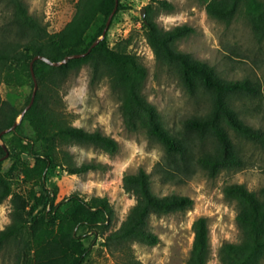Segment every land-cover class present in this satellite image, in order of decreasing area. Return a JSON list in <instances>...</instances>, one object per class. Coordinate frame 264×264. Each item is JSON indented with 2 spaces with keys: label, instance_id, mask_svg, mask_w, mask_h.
Returning <instances> with one entry per match:
<instances>
[{
  "label": "trees",
  "instance_id": "obj_1",
  "mask_svg": "<svg viewBox=\"0 0 264 264\" xmlns=\"http://www.w3.org/2000/svg\"><path fill=\"white\" fill-rule=\"evenodd\" d=\"M7 1L13 11L0 38V83L29 84L32 90L20 107L0 97V132L12 127L31 101L34 81L30 62L33 57L41 54L52 61H60L70 54L86 52L102 36L116 4V0H77L71 20L60 31L50 32L30 13L23 0ZM152 2L145 7L149 15L144 19L143 30L156 61L175 72L191 97H206L209 106L204 112L184 118L178 131H170L157 107L142 92L148 69L128 49L130 37L111 46L106 33L86 56L70 59L59 66L36 60L38 90L34 103L16 127L21 147L19 154L30 155L33 164L24 170L18 156L4 169V161H0V204L7 198L11 203V221L0 230V252L10 243L16 245V264H88L91 245L99 237L110 252H123L124 258L118 264H143L130 253V245L138 242L153 246L160 242L159 236L148 228L149 217L185 211L194 204L190 196L154 193L151 174L143 167L123 176V188L134 197L135 203L116 229H113L115 210L106 196L86 198L74 192L57 201L58 190L49 188L47 181L58 169L81 175L106 168L101 162L76 163L66 146L91 145L111 155L119 150L115 138L99 130L89 131L70 124L61 109L64 81L86 64L92 68V83L104 77L109 79L112 90L120 98L125 127L130 131L144 130L150 140L162 146L163 156L154 169L162 182H183L199 168L215 177L222 170L242 167L243 158L229 129L264 146V131L245 122L234 105L239 98L263 96L261 83L247 77L224 78L208 62L180 51L178 41L196 29L188 24L171 29L161 27L150 15L154 3L169 11L175 7L167 0ZM127 8L119 0L114 17ZM206 11L211 18L226 25L242 12L256 40L264 41V0H208ZM24 121L33 129V136L21 130ZM5 153L0 143V158ZM19 174L21 182L38 183L27 196L14 189ZM224 195L237 204L240 240L220 246L219 264H261L264 260V187L257 193L242 183H231L224 187ZM192 229L194 238L185 264H208L207 218H196ZM89 234L94 238L92 244L86 246L85 238Z\"/></svg>",
  "mask_w": 264,
  "mask_h": 264
},
{
  "label": "rangeland",
  "instance_id": "obj_2",
  "mask_svg": "<svg viewBox=\"0 0 264 264\" xmlns=\"http://www.w3.org/2000/svg\"><path fill=\"white\" fill-rule=\"evenodd\" d=\"M30 13L50 32L60 31L74 14L77 0H23ZM174 5L169 11L153 5L152 18L163 28L171 29L176 25L188 24L196 31L177 43L180 51L190 53L194 58L208 62L217 72L227 79L251 78L264 87V41L258 42L251 26L242 12L237 14L230 25L211 18L206 11L208 0H167ZM128 7L114 17L107 31L111 46L131 38L128 49L135 53L147 67L148 75L143 86V94L154 104L161 114L164 125L172 132L181 127L187 116L204 112L209 106L206 97H191L181 86L173 70L159 64L148 45L143 30L145 17L140 10L152 0H122ZM12 6L7 0H0V38L4 26L12 17ZM92 68L89 64L68 75L61 89V109L70 124L89 131L99 130L115 138L119 144L117 153L111 155L91 145L71 144L65 148L73 155L76 163L95 161L106 165L104 169L89 171L85 174H68L58 169L49 176L47 185L58 190L57 201L74 192L86 198L93 195L106 196L115 210L113 229L120 226L135 199L125 192L123 176L145 168L152 177V189L157 195L171 193L190 196L194 204L185 211L166 215H151L148 228L156 233L160 242L146 245L134 242L130 253L143 264H185L189 257L194 232L192 224L200 216L207 218L210 240L208 264H219L218 250L224 242H238L240 232L236 222L237 204L224 195V187L231 183H242L250 190L259 192L264 187V146L257 145L229 129L237 150L243 158L242 167L222 170L210 177L202 169L183 182H162L154 172L155 165L163 156L160 144L150 140L144 130L130 131L124 123L120 108V98L111 88L110 81L104 77L91 82ZM32 90L29 84L9 86L0 83V97L20 107ZM241 117L248 124L264 131V93L255 99L239 98L234 102ZM17 121H21L20 117ZM27 136H33V129L24 121L21 129ZM19 132H7L0 143L5 146L9 156L4 159L3 168L7 169L20 157L23 169L33 164L27 153L20 152L17 140ZM6 152V151H5ZM11 153L13 154L12 156ZM22 175V174H21ZM14 184L18 193L27 196L38 183L21 182V176ZM11 203L7 198L0 204V230L10 223ZM83 231V230H81ZM93 235L85 238L90 246ZM18 248L8 244L0 252V264H16ZM124 258L123 252H110L99 237L91 245L88 264H118ZM261 264H264V260Z\"/></svg>",
  "mask_w": 264,
  "mask_h": 264
},
{
  "label": "water",
  "instance_id": "obj_3",
  "mask_svg": "<svg viewBox=\"0 0 264 264\" xmlns=\"http://www.w3.org/2000/svg\"><path fill=\"white\" fill-rule=\"evenodd\" d=\"M118 3H119V0H116L115 7H114L113 11L111 12V14L108 17V20H107L106 26H105V28L103 30L102 36L99 37L98 39H96L92 43L91 47L86 52L70 54V55L66 56L64 59L60 60V61H52L48 57H46L44 55H41V54H37V55H35L33 57V59L30 62V70H31V74H32V77H33V81H34V89H33V92H32L31 101L27 105V107L23 110L22 114L20 115V119L26 113V111L31 107V105L34 103L35 96H36V93H37V90H38V81H37V78H36V75H35V70H34V63H35V61L38 60V59H42V60L46 61L47 63H50L53 66H59L61 64L67 63V61L70 60V59L81 58V57L86 56L91 51V49L94 46H96L99 43V41L106 35V33H107V31H108V29L110 27V24L112 22V19H113L115 13H116ZM140 13H141V16L142 17H145V15H146V8L145 7L142 8L140 10ZM18 123H19V121H16V123H14V125L12 127L8 128V129L2 130L0 132V140L2 138V135H4L5 133L10 132V131H14L16 129ZM4 149H5L6 153H5V155L3 157L0 158V161L6 159L9 156V152H8V150H7V148L5 146H4Z\"/></svg>",
  "mask_w": 264,
  "mask_h": 264
}]
</instances>
